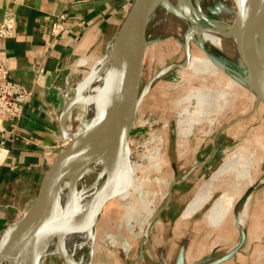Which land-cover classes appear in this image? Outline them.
Wrapping results in <instances>:
<instances>
[{
    "label": "rangeland",
    "instance_id": "374dc122",
    "mask_svg": "<svg viewBox=\"0 0 264 264\" xmlns=\"http://www.w3.org/2000/svg\"><path fill=\"white\" fill-rule=\"evenodd\" d=\"M186 1L190 3L186 10L192 18L186 19L182 12L179 14L170 1L152 12L154 28L148 32L151 44L147 52L144 84L165 67L185 60L187 30L194 25L217 27L224 32H228L232 26L235 10L230 0ZM203 15L209 22L204 20ZM208 23L217 26H210ZM222 38L226 50L213 47L209 43L200 45L196 40L190 42L191 57H204L202 46L209 52L208 59H212L218 66L216 76L198 77L188 67L177 68L157 79L148 90L129 142V158L135 168L132 182H136L138 187L133 189L138 190L132 191L125 201L121 200L120 195L106 205L96 229L93 250H111L116 256L123 250L129 254L146 250L150 255V243L153 248H158L169 241V238H177L180 242H187L188 250H216L212 256L220 258L238 247L244 230L247 237L239 249L242 251L222 264H264V104L256 105L257 99L252 91L231 81L228 72L233 71L244 76L243 68L232 38ZM97 62L90 64L87 60H82L80 66L75 67L77 75H74L65 93L66 100L75 98L79 86L89 80ZM202 88L227 94L229 102L221 113H211L209 117H205L206 121L196 124L191 122L193 129L190 135L181 136L178 126L180 113L187 110L188 114H184L185 120L186 116L192 117L196 104L192 101L189 107L186 103L179 107V101L190 92ZM223 104L224 99H219L220 108ZM84 114V106L76 105L68 117V128L77 130L82 127ZM240 117L248 118L238 120L220 132L215 158L196 170V174L185 183L187 187L174 186L169 205L173 211L166 214L176 219L180 217L220 165L239 149L246 148L255 162L251 169L252 185L244 188L241 197L217 228L210 225L207 217L215 202L228 192L230 180L227 178L220 181L203 208L194 214V219L186 220L195 226L191 227L192 231H187L189 227L186 225L183 229L185 221L179 223L181 229L174 225L153 223L150 239L145 237V230H148L156 213L166 205L172 183L181 180L190 169L206 160L212 154V141L218 130ZM189 126L187 124L186 129ZM103 174L104 171H101L98 179ZM244 209H247V214L244 223H241L239 218ZM129 211L132 215L135 212L131 223L127 221ZM88 251L85 250L86 256ZM5 257L0 256V264L6 261ZM145 258L148 260L149 257ZM197 258L199 257L193 256L191 260ZM40 264H64V260L60 254H55L44 256Z\"/></svg>",
    "mask_w": 264,
    "mask_h": 264
},
{
    "label": "crops",
    "instance_id": "0c3cea01",
    "mask_svg": "<svg viewBox=\"0 0 264 264\" xmlns=\"http://www.w3.org/2000/svg\"><path fill=\"white\" fill-rule=\"evenodd\" d=\"M133 2L0 0V25L7 14L15 16L17 21V36L0 38V58L10 71V78L32 92V102L19 123L21 139L6 145L9 154L0 165V239L5 229L32 207L46 170L56 154L64 148L60 114L66 103L65 93L72 78L77 75L75 67L78 68L82 60L93 64L106 54ZM61 14L67 16L66 31L52 41L50 30ZM200 167L178 185L187 187L185 183ZM169 211H173L171 206L165 208L153 223L174 225L181 229L179 223L185 221L182 227H189V232L192 231L191 227H195L186 220L194 219L196 214L183 218V212L176 219L166 214ZM168 240L158 248H153L150 243V255L146 250H137L133 254L123 250L116 256L111 250L97 248L93 252L92 264H210L218 260L222 261L218 264H222L242 251L232 250L226 256L214 258L212 255L216 250H188L185 240ZM193 256L199 258L192 261ZM145 257H149L148 260Z\"/></svg>",
    "mask_w": 264,
    "mask_h": 264
},
{
    "label": "bare ground",
    "instance_id": "6f19581e",
    "mask_svg": "<svg viewBox=\"0 0 264 264\" xmlns=\"http://www.w3.org/2000/svg\"><path fill=\"white\" fill-rule=\"evenodd\" d=\"M168 1L173 4L179 14L181 12L185 13L183 16L186 19L191 17L188 10H186L190 3H187L186 0H153V12ZM258 2L259 0H247V3L253 6H257ZM153 28L154 23L150 19L148 29L152 30ZM191 30L188 29L186 34L191 37V40H196L200 45L209 43L213 47H222L226 50L223 38L218 34L203 31L197 32L195 30L191 32ZM254 38L257 40L258 50L261 54H264V20L256 29ZM119 68L120 61L117 55L99 60L95 64L89 80L79 86L77 100L85 109L82 127L97 123L103 118L113 119L117 116L119 106L124 104L123 91L118 78ZM188 69L198 77L207 78L208 76H216L218 66L208 59L206 55L204 57L194 55L191 58ZM231 81L235 83L234 80ZM219 99H224V104L221 108L218 105ZM228 99L229 96L227 94L217 93L211 89L202 88L190 92L179 101L178 106L181 107L183 103H186L189 107L194 101L196 104L195 112L192 117L186 116L185 120L184 114L187 115L188 111H181L178 125L179 134L181 136H189L193 129V123L191 122H195L194 124L201 123L211 113H221L228 104ZM68 105V107H71L72 102ZM187 124H190L188 129H186ZM95 145L97 144H86L82 148L83 150L73 157L69 179L64 185L58 206L52 213L54 223L50 225L45 222L40 227L27 232L24 237V244L28 246V250L32 251L42 246V258L60 254L64 264H92L96 230H81V228L91 223L99 201L114 194L122 195L121 200L125 201L132 191L136 192L138 190L133 189L138 187H136V182H132L135 168L130 161L129 153L128 155L126 153V156L121 161L123 162L122 166L112 183L104 186L110 169L117 162L118 153L115 149L96 151ZM254 163L252 155L246 148L234 152L202 186L185 209L182 215L183 218H190L203 208L220 181L227 178L230 180L228 192L215 202L207 217L210 225L217 228L227 216L231 207L241 197L244 188L252 185L251 169ZM101 171H104V174L101 179H98V174ZM139 193L141 194V191ZM248 201L245 205L246 208ZM246 214L247 209H244L239 218L241 223H244ZM133 215H135V212ZM133 215L131 211L127 213V221L129 223L133 221ZM46 235H48V241L42 244V238ZM144 236L148 237V230H145ZM86 249L89 250L87 256L85 255ZM3 255L6 256V253L2 248L0 256ZM42 258H40V261L39 259L30 260L28 264H40Z\"/></svg>",
    "mask_w": 264,
    "mask_h": 264
},
{
    "label": "water",
    "instance_id": "95a60500",
    "mask_svg": "<svg viewBox=\"0 0 264 264\" xmlns=\"http://www.w3.org/2000/svg\"><path fill=\"white\" fill-rule=\"evenodd\" d=\"M230 1L234 7L235 16L228 32H224L218 28L203 27L199 24L194 25L191 32L193 30L197 32L203 31L218 34L221 37L232 38L238 58L242 64L244 76L233 71L228 72L229 76L237 84L248 88L255 94L257 99L256 105L260 103L264 104V54H261L258 50L257 40L254 38L256 29L264 20V0H259L257 6L248 4L247 0ZM152 12L153 0H134L116 38L110 44L106 54L100 59L101 61L112 55L119 57L120 68L118 78L123 91L124 104L119 106L117 116L113 119L103 118L97 123L80 127L77 130H71L68 128V117L79 103L77 95L73 100H66L60 114L61 139L65 143L64 148L56 154L46 170L39 194L32 207L19 219L10 224L3 232L0 239V250L3 248L6 253V261L3 264H28L30 260L34 259H39L40 261L43 255L42 246L32 251L28 250V246L24 244V237L27 232L40 227L45 222H48L50 225L54 223L52 213L58 206L60 195L65 187L64 185L69 179L70 165L73 157L81 152L86 144H97L95 145L96 151L117 150L119 159L117 158L116 164L110 169L104 186L111 184L119 173L123 163L121 161L126 156V153L128 155L130 152V135L137 124L140 107L148 90L165 73L177 68L186 69L190 64L192 58L190 55V42L192 40L189 35H186L185 60L182 63L165 67L144 84L148 46L151 44L150 40H148V26ZM202 17L205 21L209 22L207 17L204 15ZM202 49L204 54L209 57V52L203 46ZM70 102H72V106L68 107ZM246 118L248 117L237 118L221 127L213 137L212 156L198 163L181 180L172 183L166 205L156 213V217L148 226V239L151 225L172 201L174 186L180 184L196 168L204 166L216 156V142L222 130L227 126L233 125L238 120ZM119 196L120 194H114L99 201L91 223L82 227L81 230H96L106 205ZM246 237V232L242 230L241 242L234 252H237L241 248ZM47 241L48 235L42 238V244ZM231 255L233 256L234 254ZM221 262L219 260L212 261L210 264Z\"/></svg>",
    "mask_w": 264,
    "mask_h": 264
},
{
    "label": "built area",
    "instance_id": "2783aa9c",
    "mask_svg": "<svg viewBox=\"0 0 264 264\" xmlns=\"http://www.w3.org/2000/svg\"><path fill=\"white\" fill-rule=\"evenodd\" d=\"M67 16L61 14L50 30L52 41L66 31ZM17 36V21L15 16L7 14L0 25V38L11 39ZM32 102V92L22 84L10 78V71L0 58V165L8 157L6 145L21 139L18 131L26 108Z\"/></svg>",
    "mask_w": 264,
    "mask_h": 264
},
{
    "label": "flooded vegetation",
    "instance_id": "af4514ba",
    "mask_svg": "<svg viewBox=\"0 0 264 264\" xmlns=\"http://www.w3.org/2000/svg\"><path fill=\"white\" fill-rule=\"evenodd\" d=\"M194 21H195V20H193V22H194ZM206 22H207V21H206ZM208 24H210V23H208ZM211 25H213V24H210V26H211ZM213 26H217V25H213ZM211 28H217V27H212V26H211ZM226 38H227V37H226ZM207 57H208V56H207Z\"/></svg>",
    "mask_w": 264,
    "mask_h": 264
}]
</instances>
